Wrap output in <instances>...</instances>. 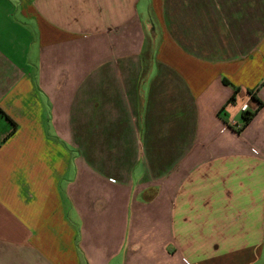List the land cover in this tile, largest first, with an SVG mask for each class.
Masks as SVG:
<instances>
[{
    "label": "crops",
    "instance_id": "0c3cea01",
    "mask_svg": "<svg viewBox=\"0 0 264 264\" xmlns=\"http://www.w3.org/2000/svg\"><path fill=\"white\" fill-rule=\"evenodd\" d=\"M0 107V264H264V0H0Z\"/></svg>",
    "mask_w": 264,
    "mask_h": 264
},
{
    "label": "trees",
    "instance_id": "16d2710c",
    "mask_svg": "<svg viewBox=\"0 0 264 264\" xmlns=\"http://www.w3.org/2000/svg\"><path fill=\"white\" fill-rule=\"evenodd\" d=\"M238 90H239V88H235V90H234L232 96L230 97V99L228 100L227 104L234 101L235 95L238 92ZM260 105H262V102H260L259 106ZM224 107L221 108L220 111H223ZM0 114L6 121H8L10 123V125H12L11 131L5 137V139H6L16 131L18 125L1 107H0ZM254 115H255V112H251L248 109L242 111V117H241L242 118V124H241L238 131H241L244 127H246V125L251 121V119L253 118Z\"/></svg>",
    "mask_w": 264,
    "mask_h": 264
},
{
    "label": "built area",
    "instance_id": "2783aa9c",
    "mask_svg": "<svg viewBox=\"0 0 264 264\" xmlns=\"http://www.w3.org/2000/svg\"><path fill=\"white\" fill-rule=\"evenodd\" d=\"M248 109V104L245 103L241 106V110L244 111V110H247Z\"/></svg>",
    "mask_w": 264,
    "mask_h": 264
}]
</instances>
